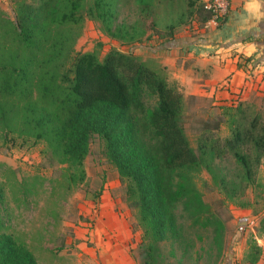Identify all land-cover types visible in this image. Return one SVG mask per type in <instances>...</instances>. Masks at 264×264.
<instances>
[{
	"label": "trees",
	"instance_id": "1",
	"mask_svg": "<svg viewBox=\"0 0 264 264\" xmlns=\"http://www.w3.org/2000/svg\"><path fill=\"white\" fill-rule=\"evenodd\" d=\"M140 2L147 29L163 40L173 38V30L157 29L150 0ZM189 6L203 23L214 16L204 0H189ZM9 7L11 13L0 6V140L9 145L16 137L33 138L46 144L51 161L61 157L83 172L92 137L103 138L129 206L139 212L144 262L154 264L159 244L181 236L178 205L185 202L195 211L203 206L195 183L201 156L182 122L184 93L133 50L113 48L103 59L93 52L74 54L82 0H11ZM92 12L107 23L114 16L107 0H94ZM247 108L241 103L221 114L229 116L232 132L225 146L254 183L251 154L243 148L251 143L264 158V114L244 124L237 116L247 118ZM217 142L208 152L222 155ZM250 250L255 264L261 247L252 241ZM0 264L39 261L12 234L3 233Z\"/></svg>",
	"mask_w": 264,
	"mask_h": 264
},
{
	"label": "rangeland",
	"instance_id": "2",
	"mask_svg": "<svg viewBox=\"0 0 264 264\" xmlns=\"http://www.w3.org/2000/svg\"><path fill=\"white\" fill-rule=\"evenodd\" d=\"M107 1L114 11L110 23L94 15V0H82L77 11L82 20L72 38L74 54L93 52L103 59L113 48L127 52L157 38L154 30L147 29L140 0ZM10 3L11 0H0V6L9 13ZM150 3L149 14L158 30L178 33L197 30L200 25L189 0ZM136 56L143 60L144 55ZM159 73L176 86L164 72ZM241 103L244 108L249 106L247 118L237 114L244 124L258 112L264 114V93L224 101L185 94L182 122L191 146L201 156L195 183L203 206L195 211L185 202L178 205L181 236L159 244L154 264H251L252 241L261 247L255 264H264V158L259 159L252 144L246 143L243 151L251 154L252 183L225 146L232 132L227 123L229 116L221 113L224 107ZM216 139L222 155L208 152ZM46 150L45 143L34 142L33 138L16 137L9 145L0 140V234H12L35 254L39 264H89L86 257L104 255L94 230L100 217L99 202L105 194L108 205L120 217L114 219L116 228L123 219L128 223L120 234L132 231L127 254L120 249L118 258L129 255L134 264H145L139 212L129 206L125 185L108 156L104 139L97 134L92 137L83 172L61 157L51 161ZM112 261L108 264L115 263Z\"/></svg>",
	"mask_w": 264,
	"mask_h": 264
},
{
	"label": "crops",
	"instance_id": "3",
	"mask_svg": "<svg viewBox=\"0 0 264 264\" xmlns=\"http://www.w3.org/2000/svg\"><path fill=\"white\" fill-rule=\"evenodd\" d=\"M199 23L197 30L185 29L166 40L157 36L130 50L144 55V62L164 72L184 95L224 101L263 94L264 0H229L221 24L216 18ZM226 81L229 87L224 88ZM107 197L104 194L99 202L100 217L94 230L97 246L104 255L84 260L89 264H108L112 260L113 264H134L129 255L118 258L120 249L127 254L132 231L120 234L128 223L123 219L120 229L116 228L114 219L120 217L108 205Z\"/></svg>",
	"mask_w": 264,
	"mask_h": 264
},
{
	"label": "built area",
	"instance_id": "4",
	"mask_svg": "<svg viewBox=\"0 0 264 264\" xmlns=\"http://www.w3.org/2000/svg\"><path fill=\"white\" fill-rule=\"evenodd\" d=\"M229 6V0H207L205 1V7L214 12L213 18L220 20L224 16L225 11ZM228 81L223 84V87H229Z\"/></svg>",
	"mask_w": 264,
	"mask_h": 264
}]
</instances>
